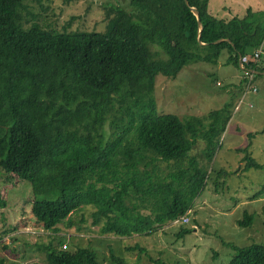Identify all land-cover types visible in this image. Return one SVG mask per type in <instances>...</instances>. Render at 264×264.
Returning <instances> with one entry per match:
<instances>
[{"label": "trees", "instance_id": "16d2710c", "mask_svg": "<svg viewBox=\"0 0 264 264\" xmlns=\"http://www.w3.org/2000/svg\"><path fill=\"white\" fill-rule=\"evenodd\" d=\"M25 1L0 0V168L30 183L37 223L57 232L92 206L100 235L125 238L188 213L213 159L216 130L230 114L227 106L204 118L157 114L154 77L175 79L193 62L217 64L223 52L238 65V56L263 46L264 11L248 7L242 18L224 21L210 15L209 0H127V7L111 5L105 31H59L38 23ZM189 6L200 10L206 46ZM220 39L233 46L216 44ZM245 66L264 72L263 65ZM198 139L205 141L204 164L191 155ZM243 150L244 169L260 168ZM160 162L174 170L163 174ZM254 221L244 214L237 224ZM190 233L181 226L176 236ZM54 241L44 246L47 264H101L90 248L67 250ZM227 247L234 251L227 264H264L263 245Z\"/></svg>", "mask_w": 264, "mask_h": 264}, {"label": "rangeland", "instance_id": "374dc122", "mask_svg": "<svg viewBox=\"0 0 264 264\" xmlns=\"http://www.w3.org/2000/svg\"><path fill=\"white\" fill-rule=\"evenodd\" d=\"M221 1L211 0V8L225 5ZM24 4L38 23L55 30L102 32L111 5L127 7V0H26ZM256 4L258 11H264V0H242L235 14L244 16L246 8L250 5L256 10ZM150 50L158 51L153 47ZM156 58L166 59L160 52ZM227 58L223 52L217 64L193 62L175 79L157 75L153 81L151 97L157 114L204 118L224 106L230 114L225 128L216 130L215 153L190 210L189 225L167 223L148 235L133 238L101 237L98 227L92 226L93 208L86 206L57 226L59 231H45L32 213L30 183L0 168V198L5 201L0 206V260L8 264H47L44 246L51 240H55L53 245H66L67 250L90 248L101 264H112V255L123 264H227L234 255L227 244L264 246V76L253 81L257 92L246 91L247 75L239 65L227 63ZM262 60L264 57L263 65ZM110 121L111 117L105 124L108 135L113 131ZM204 147L205 141L198 139L191 152L200 164L206 162ZM246 148L260 168L244 169ZM160 170L165 174L174 167L160 162ZM244 214L255 216L250 227L237 224ZM181 226L191 233L178 238Z\"/></svg>", "mask_w": 264, "mask_h": 264}, {"label": "built area", "instance_id": "2783aa9c", "mask_svg": "<svg viewBox=\"0 0 264 264\" xmlns=\"http://www.w3.org/2000/svg\"><path fill=\"white\" fill-rule=\"evenodd\" d=\"M263 55V46H261L259 49L253 52V54L245 55V56H240V64L243 67V71L248 77V83L245 87L246 91L251 90V92H257L258 89L257 87L253 86V81L255 79V74L251 72V70L246 69L245 65L248 64H254L256 66H260L261 64V58ZM264 66V65H263ZM190 211L188 213H185L183 216H181L177 221L173 223H178L182 226L189 225L191 220H190ZM66 245L63 246L64 249H66Z\"/></svg>", "mask_w": 264, "mask_h": 264}, {"label": "crops", "instance_id": "0c3cea01", "mask_svg": "<svg viewBox=\"0 0 264 264\" xmlns=\"http://www.w3.org/2000/svg\"><path fill=\"white\" fill-rule=\"evenodd\" d=\"M223 1L225 2V5L222 6L220 3V4L213 5L212 8H211V0L208 1V11L210 12V15H212L216 19L224 20V21H229L232 17H237V18L243 17V16L238 17L237 14H235L237 7L242 0H222L221 2H223ZM255 8H256V10L254 9L253 11L257 12L258 11L257 4L255 5ZM242 11H243V9H242ZM245 12H246V10H245ZM231 15H235V16H231ZM263 55H264V53H263ZM263 57L264 56H262V59H263ZM262 62H264V60H262ZM238 65H239V59H238ZM239 68L243 71V67L241 68V65L239 66ZM99 236L102 237V235H99ZM135 236L136 235H132V236L127 237V238H133Z\"/></svg>", "mask_w": 264, "mask_h": 264}, {"label": "water", "instance_id": "95a60500", "mask_svg": "<svg viewBox=\"0 0 264 264\" xmlns=\"http://www.w3.org/2000/svg\"><path fill=\"white\" fill-rule=\"evenodd\" d=\"M185 4L188 5V0H184ZM190 8V11L193 12V14L195 15V17L197 18V22H198V36H197V39H198V42L200 45L202 46H206L207 44H204L202 43V30H203V25H202V20H201V16H200V10L195 7V6H189ZM228 42L231 44L230 40L228 39H220V40H217L215 43L216 44H219L221 42ZM233 46V44H231ZM239 60H240V56H239ZM240 61H239V66H240ZM242 68V66H241ZM251 72H253L255 75L257 76H264V72H261V71H256V70H251Z\"/></svg>", "mask_w": 264, "mask_h": 264}]
</instances>
